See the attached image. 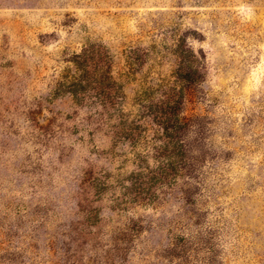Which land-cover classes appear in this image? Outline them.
<instances>
[{"label":"rangeland","instance_id":"374dc122","mask_svg":"<svg viewBox=\"0 0 264 264\" xmlns=\"http://www.w3.org/2000/svg\"><path fill=\"white\" fill-rule=\"evenodd\" d=\"M0 264H264V0H0Z\"/></svg>","mask_w":264,"mask_h":264},{"label":"trees","instance_id":"16d2710c","mask_svg":"<svg viewBox=\"0 0 264 264\" xmlns=\"http://www.w3.org/2000/svg\"><path fill=\"white\" fill-rule=\"evenodd\" d=\"M76 68L79 69V70H84L86 67H87V64H75ZM85 67V68H83ZM108 77V75L106 76Z\"/></svg>","mask_w":264,"mask_h":264}]
</instances>
